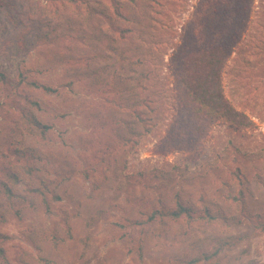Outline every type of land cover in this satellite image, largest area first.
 I'll list each match as a JSON object with an SVG mask.
<instances>
[{
	"label": "rangeland",
	"instance_id": "rangeland-1",
	"mask_svg": "<svg viewBox=\"0 0 264 264\" xmlns=\"http://www.w3.org/2000/svg\"><path fill=\"white\" fill-rule=\"evenodd\" d=\"M203 4L0 0V70L50 126L44 141L29 135L17 108L24 103L9 104L0 91V152L12 159L13 144L36 152L37 175L49 197L59 196L45 205L27 192L38 181L12 167L20 181L11 186L26 199L16 202L18 216L0 195V234L8 237L0 238V264H264V0H255L222 78L246 126L213 122L183 101L180 51L201 45L204 37L193 43L191 33L205 32L195 21ZM135 105L153 128L137 145L119 146L142 129L127 110ZM91 168L85 179L81 171ZM176 199L218 220L188 228L167 218L127 238V219L167 211Z\"/></svg>",
	"mask_w": 264,
	"mask_h": 264
},
{
	"label": "trees",
	"instance_id": "trees-1",
	"mask_svg": "<svg viewBox=\"0 0 264 264\" xmlns=\"http://www.w3.org/2000/svg\"><path fill=\"white\" fill-rule=\"evenodd\" d=\"M254 2L255 0H204V13H198L195 21L203 24L205 32L202 28H193L194 30L191 33L193 43L204 37L201 45L198 49L185 47L180 51L181 81L188 102H186L185 99H183V101L187 104L190 103L194 107L196 106V109H200L197 110L201 113L202 117L204 114L213 122L229 120L232 125L246 126L241 120L242 117L244 118V115L235 110L225 96L222 78L229 57L234 52H238L240 48L242 37L248 28ZM125 19L128 20L127 17H125ZM206 33L211 34L210 37H205L207 35ZM190 46L192 45H189V47ZM26 79L25 74L20 73L19 84H23ZM137 82L139 81H136V84ZM8 84L9 79L7 75L0 70V91L2 96L9 104L22 101L25 106L27 103L26 105L28 106L17 107L20 110L19 120L24 123L29 135L33 136L38 141H44L50 126L41 122L29 111V108L36 107L38 103L30 99L27 92H25L24 95L22 94L21 97V95L18 94L17 88L10 89ZM26 85L41 87L50 93L57 92V89L48 85H40L37 82H27ZM117 92H120L119 89ZM113 104L115 107L123 110L124 105L122 103L113 101ZM127 110L135 114V117L137 116L142 123V129L133 134L135 139L121 137L120 142L117 143L119 146L128 145L131 142L137 145L138 140L150 133L153 128L151 119L144 117L146 113L138 109L137 105L131 106L127 108ZM184 123L193 127V124L185 121ZM183 126L186 129L191 128L187 125ZM203 133V130L199 132L200 135ZM13 147L10 149L13 157L12 159L9 158L8 154L0 152V159L3 160V163L0 165V195L6 197L7 204L12 211L19 216L20 209L16 207V202L26 199L25 195L16 193L11 186L12 184H18L20 181L19 176L12 169L13 166L22 168L25 173L40 184V188H28V193L36 198H40L45 205H49V198L51 196L58 200L59 196L56 194H50L49 197L48 192L50 190L48 188V183L37 175L38 168L35 164L40 160V157L36 152L24 150L18 147V144H13ZM93 171V168L89 170L84 169L80 174L85 179L89 180L92 177L91 174ZM142 174L143 173L138 174V178H141ZM202 212L203 210L199 209V211H197L195 208L193 209L190 204H185L181 199H176L174 206L167 211L158 208L154 209L152 213H149L144 220L127 219V223L122 225V228L127 230V238H132L130 233L132 230L138 229L141 234L143 230H146V226L167 218H169L168 220H170V222L175 223L184 221L188 228L197 226L199 220H207L208 222H215L218 220L217 216L213 212L211 213L210 209L207 208L204 213ZM159 215L161 219H159ZM0 238L2 240L8 239L7 236L2 234H0ZM60 239L56 237L57 241ZM228 245V241L223 240L222 248ZM138 246L141 250L142 239L140 238L138 240ZM0 257L6 260V251L2 246H0ZM207 257L208 259L211 258L210 256ZM198 261L200 260L193 259L191 262L195 263Z\"/></svg>",
	"mask_w": 264,
	"mask_h": 264
}]
</instances>
